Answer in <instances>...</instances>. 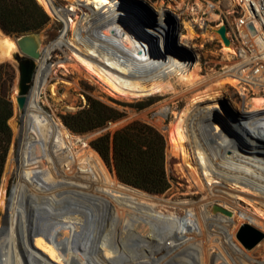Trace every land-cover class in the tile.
Masks as SVG:
<instances>
[{"label": "bare ground", "instance_id": "bare-ground-1", "mask_svg": "<svg viewBox=\"0 0 264 264\" xmlns=\"http://www.w3.org/2000/svg\"><path fill=\"white\" fill-rule=\"evenodd\" d=\"M37 1L59 16L65 28L38 62L35 85L25 110L20 111V126H14L12 119L9 122L20 138L18 182L9 199L5 182L0 188V211H6L5 227L0 230V264H219V257L211 260L209 256L210 250L222 249V243L243 252L242 264H255L252 252L236 241V233L242 217L246 224L264 232V113L243 117L244 130L250 132L251 127L256 133L237 143L218 122V107L201 106L189 111L180 138L192 143L197 185L206 194L198 202L171 203L184 211L183 218L168 215L163 208L169 202L118 181L87 141L77 151L80 141L75 142L63 124L44 111L41 95L56 68L68 69L65 62L49 64L56 51H71L73 55L70 58L67 53V59L76 57L105 81L112 95L125 97L177 94L173 79L193 91L206 82L198 75L199 64L161 54L151 39L141 35L144 22L129 0H72L93 6L83 22L72 20L77 43L67 40V17L75 8L65 11L54 0ZM168 17L160 13L149 28L160 47L173 27ZM191 29L188 27L185 39L193 38ZM233 47L225 45L224 52L236 53ZM17 50L13 39L0 37V62L12 60ZM231 79L242 83L239 76ZM225 84L218 80L214 90ZM148 85L153 86L148 89ZM50 87L56 95L57 88ZM257 87L252 88L257 92ZM67 92L66 88L63 97ZM255 100L260 106L264 104L263 99ZM160 109L163 118L171 112L167 106ZM172 141L178 143L175 137ZM216 207L231 215L215 211ZM16 232L20 237L14 244ZM188 235L200 242L192 243ZM30 238L35 249L30 246ZM161 250H166V255L155 257Z\"/></svg>", "mask_w": 264, "mask_h": 264}, {"label": "rangeland", "instance_id": "rangeland-1", "mask_svg": "<svg viewBox=\"0 0 264 264\" xmlns=\"http://www.w3.org/2000/svg\"><path fill=\"white\" fill-rule=\"evenodd\" d=\"M129 1L136 5V7L134 8L135 12L140 16V18L146 25H140L144 30H142L143 32L141 31V35L143 37H146V39H149V41L151 39L152 44L156 45V47L160 49L161 54L165 56L171 55L178 57L180 60H184L186 63H190L191 65L199 64L198 75L202 78V81L206 82L191 91L188 90L189 88L186 85L178 83L177 79H173L172 83L177 86V94L169 92L165 95L156 93L144 97H125L119 94L115 96L110 93L105 81L101 80V78L94 72L89 71L76 57H73L70 60L67 59V53L70 54V58L71 55H73L71 51L67 50V53L56 51L52 54V58L50 59L49 64L54 66L59 62H65L68 65V69L67 71L61 68H56L54 70L52 77L50 78L51 80L49 81L50 83L44 90L45 93L41 95L42 106L50 115H52V117L55 118V120H60L63 125V115H66L68 113H76L77 111L87 106L88 103L86 100V95H90L94 98L100 99L101 101L117 107L120 111H122L124 117L120 121L111 123L106 129L96 131L84 136L74 134L64 125L70 132L71 138L74 141L77 140V137H85L88 139L89 146L93 150L94 148L92 147L91 142L96 138L104 135L105 133L113 134L117 130L134 122L147 123L165 134L169 143V147L167 150V170L169 175L174 180L172 182V188L169 192L163 195L152 196L169 202L164 204V206L167 205V207L163 208V210H168L169 214H166H174V217H178L180 219L185 216L184 211L179 207H177V209L171 203H178L182 201L198 202L203 198L204 194H206L204 190H202L201 187L197 185V177L195 174L197 163L192 143H185V141L181 140L180 138V134H183L186 129L185 124L188 119L187 117H189L191 111L195 108L201 106H216L218 107L219 116L217 120L223 127V130L225 129L229 136H231L230 138L233 140V142L236 141L237 143H242V137L245 138L253 136V134L256 133L255 130L251 129L250 127L248 128L250 132L247 131L249 134L248 135L244 130V123L242 119L245 115L256 114V112L258 114L264 113V111H256L257 109L264 108V104L260 106L261 104H259V102L255 100H264V92H261L260 90L256 92V90L253 88L252 91H250V88L242 85L239 86L236 81L232 80L231 77H227V75L224 74L225 67L228 64V54L224 52L225 45L220 35H218L215 31H212V28L209 29L208 27H201L202 20L206 19L207 17V15L205 14V0ZM54 2L58 8L65 11L75 8V11L69 13V17H67L68 29H70L67 40L70 39L76 42V38L78 37H75L74 31L71 29L72 20H75L76 23L83 22V18H85V15L90 14V10L91 8L93 9V6L85 7V3L76 4L73 3L72 0H54ZM78 5H81V7ZM46 12L51 18V24L44 31L38 34L41 53L39 60L42 59L44 50L47 48V46L55 41L61 35L63 29L65 28V22L59 16L54 15L49 11ZM162 12L168 14V16L170 17H168V19L173 27L171 29L172 32H170L167 37L168 39H166V41L164 39L163 47H160L157 44L158 42L151 38L149 28H152V26L158 21L159 14ZM212 26L214 27V25ZM188 27H192L191 30L193 32V40L185 39L187 36H189L190 30H188ZM174 33H178L177 44H174V42L172 41ZM2 36L4 35L0 31V37ZM3 63H9L16 72V78L12 86L10 97L14 107V115L12 117V120L14 122L13 124L16 127H19L21 124V114L17 108L15 100L18 84L16 62L14 60L0 62V64ZM218 80H224L226 84L224 88L214 90L213 86L218 82ZM51 85H54L57 88L56 95L52 94L50 87ZM151 86L153 85H148V89H151ZM66 88L68 89V92L66 93L64 98L63 94L65 93ZM110 99H113L118 104L112 102ZM164 106H167L171 109V112L165 118H163L159 114V111L161 110L160 108ZM180 118H182V120ZM180 121H182L183 123H181ZM180 127H182V129ZM222 127H220L218 130L221 131ZM11 128L14 133V142L10 149L4 176L2 179V183L5 182L6 184L5 189L7 199H9L11 190L13 189L14 185L18 182L16 158L18 157L20 148V138L17 135V131L16 129H14V127L11 126ZM172 137L178 139V143H173ZM205 139L208 138L206 137ZM80 149L81 147H79L77 150ZM100 158L102 159V163L106 170L109 173L113 174L116 179H118L115 175V172L106 164L101 156ZM10 160H13L12 165H10L9 163ZM189 165L192 168L189 167ZM8 169L12 170L9 171ZM245 205L246 208L249 207L247 206V204ZM256 208L261 209L260 207ZM250 209L254 210L252 207H250ZM5 216L6 211L1 210L0 230L5 227ZM244 218L245 217H242V225L243 223L246 224ZM19 237L20 235L17 232L14 233V244L17 243ZM32 241L33 239L30 238V246L32 245V248H34ZM261 244H263V246L260 247ZM261 244L258 245L259 248L257 246L251 251L246 250L241 245L245 251L252 252V257L256 260L255 264H258V262L262 263L264 261V241ZM18 253H20L19 250ZM165 255L166 250H161L156 254L155 257L160 258ZM44 257H48L49 259V256L45 254ZM211 257H213V254L209 256V258Z\"/></svg>", "mask_w": 264, "mask_h": 264}, {"label": "trees", "instance_id": "trees-1", "mask_svg": "<svg viewBox=\"0 0 264 264\" xmlns=\"http://www.w3.org/2000/svg\"><path fill=\"white\" fill-rule=\"evenodd\" d=\"M50 24V16L37 0H0V29L7 36L39 34ZM15 78L9 63L0 64V187L14 142L9 122L14 115L10 96ZM86 100L85 108L62 116L64 125L74 134L101 131L124 117L117 107L100 99L86 95ZM91 145L121 183L150 195H163L172 188L174 179L167 170L168 139L154 126L134 122L113 134L105 133Z\"/></svg>", "mask_w": 264, "mask_h": 264}, {"label": "built area", "instance_id": "built-area-1", "mask_svg": "<svg viewBox=\"0 0 264 264\" xmlns=\"http://www.w3.org/2000/svg\"><path fill=\"white\" fill-rule=\"evenodd\" d=\"M205 2L207 17L202 20L201 27L212 28L211 30L214 31L215 28L225 25L228 31L227 36L236 49V53L227 55L228 64L225 67L224 74L228 77L239 76L242 82L241 85L250 88V91H252V87L256 88L258 86L257 88L264 92V0H205ZM251 27L254 31L251 30ZM34 85L35 81L31 85V91ZM44 111L52 117L45 109ZM77 141H80L76 145L78 148H82L83 143L86 141L89 145L88 139L85 137H77L75 142ZM93 151L98 153L95 149ZM187 237L190 238L192 243L199 241L194 235H188ZM181 241L183 242V240ZM236 241L239 243L237 239ZM239 245L241 246L240 243ZM210 251L213 254L211 260L217 256L219 257L217 261L219 264H242L244 260L243 252L231 250L227 243H222V249H212Z\"/></svg>", "mask_w": 264, "mask_h": 264}, {"label": "water", "instance_id": "water-1", "mask_svg": "<svg viewBox=\"0 0 264 264\" xmlns=\"http://www.w3.org/2000/svg\"><path fill=\"white\" fill-rule=\"evenodd\" d=\"M251 30L254 31L253 27H251ZM214 31L220 35L226 46L232 45V41L227 36L228 31L225 25L215 28ZM3 35L13 39L18 48L12 58L16 62V70L18 72L17 95L15 100L18 110L24 111L31 91V85L35 78L37 61L41 55L38 34L24 35L19 38L10 37L4 33ZM172 41L174 44L178 43V33L173 34ZM215 211L228 216L231 215V212L223 210L220 207H216ZM236 239L246 250L251 251L264 241V232L249 224H243L236 233Z\"/></svg>", "mask_w": 264, "mask_h": 264}]
</instances>
